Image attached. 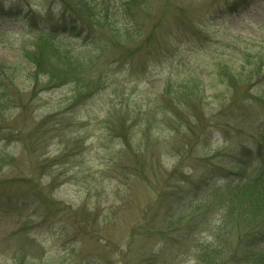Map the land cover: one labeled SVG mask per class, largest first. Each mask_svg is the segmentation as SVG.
I'll use <instances>...</instances> for the list:
<instances>
[{
	"label": "rangeland",
	"instance_id": "374dc122",
	"mask_svg": "<svg viewBox=\"0 0 264 264\" xmlns=\"http://www.w3.org/2000/svg\"><path fill=\"white\" fill-rule=\"evenodd\" d=\"M0 1V63L21 70L1 99L0 264H199L262 166L264 0H86L77 26L54 0ZM56 43L100 59L33 81L24 55ZM208 157L233 171L203 187Z\"/></svg>",
	"mask_w": 264,
	"mask_h": 264
},
{
	"label": "trees",
	"instance_id": "16d2710c",
	"mask_svg": "<svg viewBox=\"0 0 264 264\" xmlns=\"http://www.w3.org/2000/svg\"><path fill=\"white\" fill-rule=\"evenodd\" d=\"M54 2L59 8L58 12L61 17L59 21L64 23L63 26L66 24L67 14H71L72 20L70 21L75 23L76 26L79 23L86 22L88 15H84V12L89 9L86 8V0H54ZM103 10L104 12H102V15L105 14L104 16L106 17L109 13V8L104 7ZM7 11L3 2L0 1V17L8 15ZM100 19L101 17L98 18V23ZM59 21H57L50 30H43L41 33L63 32L61 28H58L60 27L58 26ZM113 30H115V28H113ZM116 31L119 30L116 29ZM125 49H127V47H125ZM132 51H130L131 53L129 54L132 55ZM125 53L128 55L127 52ZM52 55L55 59L51 58ZM24 58L33 69L30 78L32 77L34 79L33 81H35L38 76H44L50 88L60 87L70 81H82L81 78H78L77 74L81 71H93L97 65V61L100 59V57L93 58V56H87L83 52H74L72 49L63 47L58 43L48 48L39 47L36 51L27 52ZM20 75L21 70L16 65L0 63V113L1 110L4 109V104H1V99L11 96L6 88L14 86L16 79ZM80 85H83V87L79 88L77 96L83 95L85 91L88 92V95L92 93L90 89H87L89 85L80 83L77 87ZM98 87L99 84L95 89L97 90ZM189 106L190 104H185V107H187L185 109L187 110L183 111L189 118V121L187 120V125L189 131H191L192 121L191 115H189ZM176 109L180 111V108ZM123 139L127 147H129L130 142L127 137L123 135ZM254 145L257 146V157L262 158V166L255 176L249 178L244 177L237 183V186L240 187V191L231 194L224 204L225 207L221 210L220 215V225H218V231L215 233L216 238L203 245V249L199 252L201 261L199 264H264L263 128L257 130ZM212 159V157L207 158L209 162H207V170L202 177L201 186L203 187H208L212 179H217V177H215L216 175L226 174V172L231 173V171H233L227 169V166L223 165L221 162L220 166H215L216 163L214 162L213 164ZM243 165H245V162L240 158V161L236 162L234 167L242 168ZM3 166L4 163L0 161V172ZM234 171L240 174V172ZM136 172L143 178V171ZM234 181L238 180L235 179L233 182ZM188 189H190V187ZM171 196L176 199V195L171 194Z\"/></svg>",
	"mask_w": 264,
	"mask_h": 264
}]
</instances>
